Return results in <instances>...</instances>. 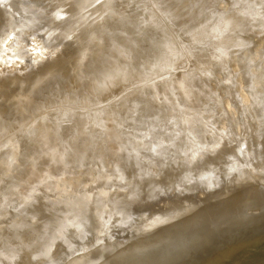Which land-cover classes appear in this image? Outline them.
<instances>
[{
    "label": "water",
    "instance_id": "95a60500",
    "mask_svg": "<svg viewBox=\"0 0 264 264\" xmlns=\"http://www.w3.org/2000/svg\"><path fill=\"white\" fill-rule=\"evenodd\" d=\"M0 264H264V0H0Z\"/></svg>",
    "mask_w": 264,
    "mask_h": 264
}]
</instances>
